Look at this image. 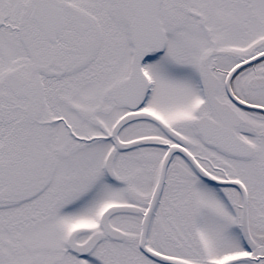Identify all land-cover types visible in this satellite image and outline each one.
<instances>
[{"label": "snow or ice", "instance_id": "6c2138e0", "mask_svg": "<svg viewBox=\"0 0 264 264\" xmlns=\"http://www.w3.org/2000/svg\"><path fill=\"white\" fill-rule=\"evenodd\" d=\"M0 264H264V0H0Z\"/></svg>", "mask_w": 264, "mask_h": 264}]
</instances>
